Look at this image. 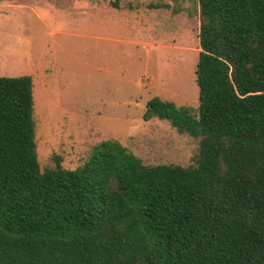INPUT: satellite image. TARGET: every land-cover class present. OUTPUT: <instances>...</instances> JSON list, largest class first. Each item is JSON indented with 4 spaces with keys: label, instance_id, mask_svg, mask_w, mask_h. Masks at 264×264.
Instances as JSON below:
<instances>
[{
    "label": "trees",
    "instance_id": "obj_1",
    "mask_svg": "<svg viewBox=\"0 0 264 264\" xmlns=\"http://www.w3.org/2000/svg\"><path fill=\"white\" fill-rule=\"evenodd\" d=\"M199 6L198 110L143 114L197 141L188 166L106 139L42 171L33 78L0 76V264H264V0Z\"/></svg>",
    "mask_w": 264,
    "mask_h": 264
},
{
    "label": "rangeland",
    "instance_id": "obj_2",
    "mask_svg": "<svg viewBox=\"0 0 264 264\" xmlns=\"http://www.w3.org/2000/svg\"><path fill=\"white\" fill-rule=\"evenodd\" d=\"M199 31V0H0V53L45 58L32 76L42 171L55 155L75 169L106 139L146 164H192L197 141L143 114L157 96L198 110Z\"/></svg>",
    "mask_w": 264,
    "mask_h": 264
},
{
    "label": "crops",
    "instance_id": "obj_3",
    "mask_svg": "<svg viewBox=\"0 0 264 264\" xmlns=\"http://www.w3.org/2000/svg\"><path fill=\"white\" fill-rule=\"evenodd\" d=\"M48 56H49V58H51L50 53ZM17 57H22V59L24 58V60H25L24 61L25 63H22V67H24L23 70H21V68H20V70L17 71L19 73H15L16 68H14L12 66H11V68H9L11 63H17L19 66H21L20 62L16 61ZM42 58L43 57H40L39 60L35 62L32 53H28L27 57H25V54L23 52L20 53V51H18V52L17 51L16 52L10 51V53H7V52L0 53V76H21V75H26V74L33 76V65H35V64L41 65V63H43ZM43 59H45V58H43ZM33 88H35L34 82H33Z\"/></svg>",
    "mask_w": 264,
    "mask_h": 264
}]
</instances>
